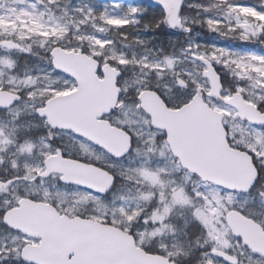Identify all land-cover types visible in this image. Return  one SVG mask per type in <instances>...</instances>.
<instances>
[{"label":"snow or ice","instance_id":"snow-or-ice-1","mask_svg":"<svg viewBox=\"0 0 264 264\" xmlns=\"http://www.w3.org/2000/svg\"><path fill=\"white\" fill-rule=\"evenodd\" d=\"M0 118V264H264V0H0Z\"/></svg>","mask_w":264,"mask_h":264},{"label":"rangeland","instance_id":"rangeland-1","mask_svg":"<svg viewBox=\"0 0 264 264\" xmlns=\"http://www.w3.org/2000/svg\"><path fill=\"white\" fill-rule=\"evenodd\" d=\"M73 2L75 3L76 2V0H73ZM78 2L80 3V4H89L90 6H98L99 5V3H104V2H107V0H78ZM118 2H120V3H122V4H127V1L126 0H118ZM112 11H115V9H113ZM119 11L120 12H123L124 11V8L123 7H121L120 9H119ZM131 35L132 36H137V35H139L141 38H144L145 39V37H144V35L142 34V30H140V26L139 25H137L133 30H132V32H131ZM218 37H215V36H213V35H203L201 38H198V39H196L198 42H212L214 39H217ZM38 53H39V55L37 56V57H32L31 59V64H30V66H32L33 67V70L35 71V66H40V67H43L44 66V64H43V61L40 59V57H42L43 55H44V53L41 51V50H39L38 48L37 49H35ZM152 50L153 51H157L155 48H152ZM125 51H128V52H131V51H133V49H131V48H128V49H125ZM134 51H136V50H134ZM136 52H138V51H136ZM178 222V221H177ZM179 223V222H178ZM180 226V225H179Z\"/></svg>","mask_w":264,"mask_h":264},{"label":"trees","instance_id":"trees-1","mask_svg":"<svg viewBox=\"0 0 264 264\" xmlns=\"http://www.w3.org/2000/svg\"><path fill=\"white\" fill-rule=\"evenodd\" d=\"M240 1L250 2V0H240ZM142 34H144L145 39L148 40L147 47H148L149 49L155 48L156 50H158V49H157V46H158V45L160 44V42H161V41L158 39V37H159V32H151V31H149V32H144V31H142ZM211 35H213V36L216 37L215 34H211ZM218 38H219V37H218ZM172 39L175 40V41L177 42V47H179V45H180V40H179L178 36H174V35H173V36H172ZM219 39H220V38H219ZM222 42L227 43L226 41H222ZM165 43H167L166 38H165ZM131 49L136 50V51H138V52L141 51L140 48H135V47H133V48H131ZM30 60H31V59H30Z\"/></svg>","mask_w":264,"mask_h":264},{"label":"water","instance_id":"water-1","mask_svg":"<svg viewBox=\"0 0 264 264\" xmlns=\"http://www.w3.org/2000/svg\"><path fill=\"white\" fill-rule=\"evenodd\" d=\"M138 2L148 3L151 2V0H138Z\"/></svg>","mask_w":264,"mask_h":264},{"label":"flooded vegetation","instance_id":"flooded-vegetation-1","mask_svg":"<svg viewBox=\"0 0 264 264\" xmlns=\"http://www.w3.org/2000/svg\"><path fill=\"white\" fill-rule=\"evenodd\" d=\"M0 119H2V118H0ZM31 119V117H28V116H26L25 117V120L27 121V120H30ZM36 131H39V130H36Z\"/></svg>","mask_w":264,"mask_h":264}]
</instances>
